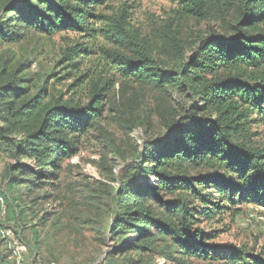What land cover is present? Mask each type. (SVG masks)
<instances>
[{
  "label": "trees",
  "instance_id": "obj_1",
  "mask_svg": "<svg viewBox=\"0 0 264 264\" xmlns=\"http://www.w3.org/2000/svg\"><path fill=\"white\" fill-rule=\"evenodd\" d=\"M181 1L187 4L188 14L198 18H207L210 10L223 2ZM107 2H3L0 48L21 43L31 32L45 36L75 32L96 39L98 22L114 21L107 35L132 48L136 58L104 50V58L94 61L102 69L93 72L90 68L83 73L84 65L98 54L89 48L67 53L63 58L69 61L67 67L79 73L76 85L83 87L88 79L90 100L85 105H74L73 97L65 99L49 90L47 83L39 88L27 75L29 62L15 65L14 59H0V144L13 149L17 158H32L37 168L55 174L64 160L78 154L80 136L104 111V102L114 88V80L103 75L105 59L119 63V73L128 78L142 80L145 76L157 89H172L183 98L178 103L179 115L168 125L164 139L149 141L139 162L124 169L120 190L111 198L109 210L115 232L133 225L143 236H150L154 229L168 238L166 257L175 247L206 256L200 250L214 235L200 228L203 222L214 220L238 199L243 203L250 198H254L252 202L264 201V145H257L258 133L253 131L255 125L264 126V0H240L235 32L231 36L211 32L189 55L178 38L172 37L174 66L150 54L127 23V8L113 20L98 14ZM7 134L18 137L11 139ZM36 167L22 165L8 172L5 189L12 192L26 186L32 192L45 176ZM150 177L154 178L150 187L140 180ZM1 197L6 204L5 193ZM144 247L147 245L140 248ZM234 252L231 256L236 262L247 264L246 253ZM31 262L42 261L33 258ZM0 264L16 262L0 255Z\"/></svg>",
  "mask_w": 264,
  "mask_h": 264
},
{
  "label": "rangeland",
  "instance_id": "obj_2",
  "mask_svg": "<svg viewBox=\"0 0 264 264\" xmlns=\"http://www.w3.org/2000/svg\"><path fill=\"white\" fill-rule=\"evenodd\" d=\"M6 1L10 0H0V8ZM239 2L223 0L207 18L188 14V6L181 0H108L98 14L113 20L122 8H127L126 21L150 54L174 66L172 37L178 38L182 50L189 55L211 32L231 36L240 17ZM113 22H98L97 37L91 40L75 32L53 36L31 32L21 43L1 47L0 59H14L15 65L29 62L27 75L39 88L47 83L49 90L65 99L73 97L74 105H85L90 100L88 79L83 87L77 86L79 73L68 68L69 61L63 58L77 49H94L98 55L84 65L83 73L90 68L93 72L102 69L94 61L104 58V50L135 59L132 48L107 35ZM104 61L103 75L114 80V88L104 102L102 115L90 122L87 133L80 136L78 154L64 160L55 174L37 168L32 158H17L13 149L0 144V198L3 193L6 196V204L0 201V225L4 226L1 229L11 228L27 245V264L33 258L58 264H244L231 256L235 250L246 253L247 264H264V201L252 202L254 198L244 203L238 199L235 206L227 205L223 214L201 224V229L214 235L200 250L206 256L175 247L166 257L169 239L154 229L150 236H143L133 225L115 232L109 204L118 195L124 169L139 162L142 148L149 141L167 136L168 125L179 115L178 103L183 98L172 89H157L145 76L142 80L128 78L119 73V63ZM253 131L258 133L257 145H264V126L255 125ZM7 137L14 139L18 135ZM22 165L42 172V183L32 192L26 186L7 191L8 172ZM23 179L29 178L23 175ZM140 180L149 187L154 183L152 177ZM143 245L147 247L140 248ZM0 255L14 263L9 242L2 236Z\"/></svg>",
  "mask_w": 264,
  "mask_h": 264
},
{
  "label": "built area",
  "instance_id": "obj_3",
  "mask_svg": "<svg viewBox=\"0 0 264 264\" xmlns=\"http://www.w3.org/2000/svg\"><path fill=\"white\" fill-rule=\"evenodd\" d=\"M2 205L4 204L3 198H0ZM0 235L3 237L4 240L9 242L10 249L13 255V258L16 264H27L26 262V248L23 241L16 237L13 233L11 228L1 229L0 228ZM37 264H46L42 262H37ZM47 264H58L56 262H50Z\"/></svg>",
  "mask_w": 264,
  "mask_h": 264
}]
</instances>
